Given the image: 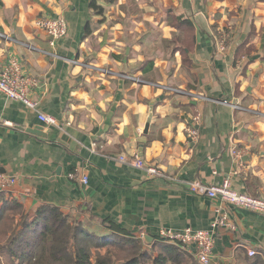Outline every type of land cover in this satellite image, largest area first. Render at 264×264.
Returning <instances> with one entry per match:
<instances>
[{
    "label": "crops",
    "instance_id": "0c3cea01",
    "mask_svg": "<svg viewBox=\"0 0 264 264\" xmlns=\"http://www.w3.org/2000/svg\"><path fill=\"white\" fill-rule=\"evenodd\" d=\"M91 1L0 0V33L8 37L0 39V71L16 56L34 82L29 95L38 111L62 125L44 128L35 112L0 93V175L14 181L0 190V211L19 206L20 215L7 211L15 230L21 215L31 223L39 208L56 207L99 237L106 234L101 221L109 219L145 252L161 247L151 264L161 255L200 264L194 248H177L159 233L209 230L219 207L235 230L215 231L209 264H264V215L196 196L183 184L228 179L236 192L264 199V0H96L101 15ZM113 5L127 20L134 13L151 24L142 31L147 36L125 46L128 34L107 16ZM42 18L67 24L54 46L36 28ZM224 30L220 52L214 41ZM89 62L144 83L105 78L86 69ZM35 128L44 137L26 132ZM135 157L177 181L151 178ZM72 172L87 183L69 180ZM8 233L9 244L13 230Z\"/></svg>",
    "mask_w": 264,
    "mask_h": 264
},
{
    "label": "built area",
    "instance_id": "2783aa9c",
    "mask_svg": "<svg viewBox=\"0 0 264 264\" xmlns=\"http://www.w3.org/2000/svg\"><path fill=\"white\" fill-rule=\"evenodd\" d=\"M36 28L44 33L51 39V46L54 43L63 39L67 34V24L62 18H42L36 21ZM224 35H218V38L214 41L216 48L223 52L225 50ZM8 39L0 33V39ZM73 64L76 62L72 61ZM90 71L101 76H108L109 78H119L121 80L130 81L133 84H143L144 81L138 76H132L130 74L116 73L103 69L102 67H90L84 66ZM34 86V82L27 77L20 64V60L16 56H9L0 71V93L3 94L9 101L18 102L22 104L27 110L33 111L37 115L38 121L44 126V128H56L62 129V125L57 122L53 117L47 116L38 111V102L34 101L30 97V89ZM152 88H155L163 93L184 95L185 93L180 88H173L167 85L151 84ZM232 108L239 109L238 106L232 105ZM199 116L194 118L195 122L199 121ZM191 135L195 133L189 130ZM234 158L238 157L237 152L232 150L231 152ZM123 160V158H120ZM134 165L138 168H143L151 178H159L167 181H177L174 178L166 175L162 170L155 166L145 164L143 161L135 157ZM67 178L71 181H76L82 184L87 183V179L80 176L76 172H72L67 175ZM14 184L13 180H9L3 175H0V190L6 191ZM186 185L187 190L196 196H205L211 200H218L223 205H230L237 208H241L247 211H252L264 215V199L254 198L243 193L236 192L231 188L228 179L223 180L220 185H207L194 180L191 182L183 183ZM218 229H227L234 231L235 227L231 223L228 213L221 208L214 209V219L210 223L209 230H192L191 228H184L183 230H161L159 237L162 240L173 243L181 247L185 251H190L192 248L196 250V257L200 264H209L214 249V236L215 231ZM255 253L253 251L248 252V256L252 257Z\"/></svg>",
    "mask_w": 264,
    "mask_h": 264
},
{
    "label": "trees",
    "instance_id": "16d2710c",
    "mask_svg": "<svg viewBox=\"0 0 264 264\" xmlns=\"http://www.w3.org/2000/svg\"><path fill=\"white\" fill-rule=\"evenodd\" d=\"M90 9L101 15L103 10L96 0L90 3ZM13 208L5 206L0 211V223L6 220L13 230L12 237L7 245L6 252L9 257L18 259L17 264H116L113 252L126 253L122 262L117 264H144L150 258L143 250L142 242L132 237L128 231L118 227L113 221H101V227L106 234L99 237L95 233L82 227L79 220L63 213L59 208H39L31 223L21 215L20 228L12 227L13 218L6 217L7 211L18 212L19 206ZM5 222V221H4ZM97 250H107L104 257H91L88 245ZM175 247L179 248L178 245ZM177 264L172 257L158 256L152 260L153 264Z\"/></svg>",
    "mask_w": 264,
    "mask_h": 264
},
{
    "label": "rangeland",
    "instance_id": "374dc122",
    "mask_svg": "<svg viewBox=\"0 0 264 264\" xmlns=\"http://www.w3.org/2000/svg\"><path fill=\"white\" fill-rule=\"evenodd\" d=\"M111 2V0H110ZM103 4V3H102ZM111 4V3H109ZM104 5H106L104 3ZM107 6V5H106ZM122 10L123 8L121 6L119 7H115V5H113V7H107V16L110 18L112 25H115L114 27L118 28V30L120 31L121 30V34H125L127 33L128 35V40H124L123 41V44L126 46H131V43H129L130 41L129 40H135V38L137 39V35L138 34H141L143 38H145L147 35H144L142 32L143 30L147 31L149 26H151V24H149L148 22L144 21V20H141V19H136L135 16L136 14H132L131 13V16H129L130 19H126V17L124 18L121 13H122ZM113 13V16L117 17V19H113V17L111 16V13ZM123 22V23H122ZM153 26V25H152ZM100 27V25H99ZM150 29V28H149ZM220 33V34H219ZM147 34V33H145ZM217 35H220V36H225L224 37V41H225V44L227 43V36H226V31L224 30V33L223 32H218L216 33ZM120 35V33H119ZM134 35V36H132ZM91 41L90 42V53H91V56L88 57V58H92V36L89 38ZM88 41V42H89ZM170 44L173 43V42H169ZM91 61V60H89ZM92 62V61H91ZM89 62L88 64H90V66L92 67V63ZM88 64L84 63V66H87ZM103 69H106V70H109V71H112L110 70V68L108 67H102ZM92 71V70H91ZM114 72V71H113ZM105 78H108V76H103ZM19 215V213H15V215ZM14 215L13 213H7L6 217H10ZM9 229H10V225L9 223L5 220V222H2L0 223V264H17L18 262V259H14V258H11L8 256L7 252H6V248H7V245H8V241H9V236H8V232H9ZM162 244H165V242H162ZM88 248H89V251L91 253V257L94 259L96 258L98 255L101 256V257H104V254L105 252L107 251L106 249L104 250H97L95 249L92 244H89L88 245ZM158 252H163V250L161 249V247H157V248H151V249H148L146 251L147 255L150 257L148 258L147 260H144V264H151V257L154 256L156 253ZM113 254L115 255L116 259H113L114 260V263H120L122 262V260L126 257V253L124 254H121L119 252H113ZM21 264H25V263H21Z\"/></svg>",
    "mask_w": 264,
    "mask_h": 264
},
{
    "label": "water",
    "instance_id": "95a60500",
    "mask_svg": "<svg viewBox=\"0 0 264 264\" xmlns=\"http://www.w3.org/2000/svg\"><path fill=\"white\" fill-rule=\"evenodd\" d=\"M148 128H149V119H148V121L146 123V126H145V129H144V131L142 133V137L138 138V141H137L139 144H141V146L146 141L145 137L148 134ZM41 130H42V128H35L33 130H26V132L29 133V134L38 136V137H44V134L41 133ZM143 239H144L146 244H149L152 241V239L150 237H148V236H145Z\"/></svg>",
    "mask_w": 264,
    "mask_h": 264
}]
</instances>
